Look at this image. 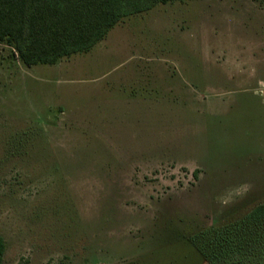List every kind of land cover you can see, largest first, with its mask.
<instances>
[{
  "label": "rangeland",
  "instance_id": "obj_1",
  "mask_svg": "<svg viewBox=\"0 0 264 264\" xmlns=\"http://www.w3.org/2000/svg\"><path fill=\"white\" fill-rule=\"evenodd\" d=\"M264 203V0H184L86 54L0 45L3 264H207L189 240Z\"/></svg>",
  "mask_w": 264,
  "mask_h": 264
},
{
  "label": "trees",
  "instance_id": "obj_2",
  "mask_svg": "<svg viewBox=\"0 0 264 264\" xmlns=\"http://www.w3.org/2000/svg\"><path fill=\"white\" fill-rule=\"evenodd\" d=\"M177 1L184 0H0V45L27 68L54 66L92 51L124 19ZM189 243L207 264H264V203ZM5 252L0 236V264Z\"/></svg>",
  "mask_w": 264,
  "mask_h": 264
}]
</instances>
